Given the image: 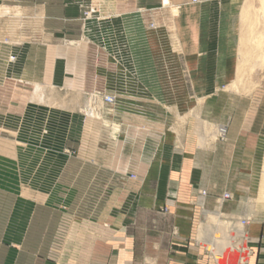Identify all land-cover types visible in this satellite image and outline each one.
Returning <instances> with one entry per match:
<instances>
[{
  "label": "crops",
  "instance_id": "0c3cea01",
  "mask_svg": "<svg viewBox=\"0 0 264 264\" xmlns=\"http://www.w3.org/2000/svg\"><path fill=\"white\" fill-rule=\"evenodd\" d=\"M162 1L0 0V264H264L263 100L221 91L236 0Z\"/></svg>",
  "mask_w": 264,
  "mask_h": 264
},
{
  "label": "rangeland",
  "instance_id": "374dc122",
  "mask_svg": "<svg viewBox=\"0 0 264 264\" xmlns=\"http://www.w3.org/2000/svg\"><path fill=\"white\" fill-rule=\"evenodd\" d=\"M259 2L260 1H258V0H236L235 6L232 7V12L235 14V18L234 19H235V24H236L235 25L236 26L235 27V35H234V38L232 39V43L234 42L233 45H235V47H234L235 49L234 50H236L235 57H236L237 67L238 68L242 65V63L239 60V57H240V59H242V57L247 58V59H249V61L252 62L253 61L252 59H255L254 57H256L257 54H258V53L256 54V53L253 52L254 48H251L252 47L250 45L251 44L250 43L251 34L248 35V33L249 32L251 33V31H249V29L247 28L248 23H246V24L244 23L245 20H243L241 18L242 17L241 15H242L243 11L244 12L246 11L247 17H249V19L251 18L254 21H257V23L259 22L258 25L255 23L256 26H257L256 27L257 30H254L255 31L254 34L258 35V34L263 33V35H264V19H263V21H261L262 19L260 17V3ZM245 5H246V7H245ZM241 20H243V21H241ZM239 22H240V24H239ZM242 25L245 26V27L243 28ZM239 26H240L241 29L239 28ZM248 36H249V38H248ZM262 40L263 41H262V46H261L260 52L264 53V36H263ZM242 48H244V50H242ZM250 50L253 52V56H252V52ZM244 52H245V54H244ZM250 56H252V58ZM254 64H256L257 66H256L255 70L252 71V72L248 71V69L250 68L251 63H249L248 65L244 66L245 69L247 67L246 70L245 69L244 70H240L241 73L239 72V75L237 76L238 79H240V82H239L238 86L231 87V89H229V90L227 89V87L226 88H221V91L222 92H226L227 95L228 94H232V95L240 97V98H245L248 95L249 96H253V95L262 96L263 103H262V106L260 108L261 112L259 113V116L261 118L257 120L256 128H253V131H259V127H260L259 123L260 122L262 123V132H263V134H262V137H263V141H262L263 142V144H262V155H263V162H262V167H261V169H262L261 176L259 177V182H258V185H257L258 186V192H259L260 186H261V177H262V172H263V166H264V64L262 66H260L259 63H258V60H256V62ZM233 89L236 90V91H234ZM45 93H47V92H45ZM56 93L54 95L57 96V97L61 96V94H62V93H58V92H56ZM236 93H238V94H236ZM215 108L216 107H214V108L211 107L210 110H209L212 113V115L210 117H211L212 121H214L213 125L215 126V129H217L218 127H225V125L224 126H220L222 124L221 123V118L223 116L222 110L221 109H215ZM215 129L213 128L212 132L210 131V139H209V141L210 140L213 141L214 139H217V140H219L221 142L224 141V139H225L224 133H223L221 138L213 136V134H214L213 132H214ZM204 132H206L205 129H204ZM87 202H88V204H87L88 206H87V210H86L87 214H82V216L80 217L81 219L84 220L83 223L86 224V226H84L85 228H82V230L71 231L72 241H70V250H69L70 252L69 253L72 255V257L76 256V255H78L80 253V249L77 246L80 243V239H81V242L84 241V239H86L87 243L89 244V242L91 240H93L95 235H96L95 232H94V228L98 227V225L103 226L104 228L107 226V223H105L106 222L105 221V216L102 215L103 219H101L100 214L97 213V210L94 207V204H95L96 200L90 199ZM57 209L59 211L61 210V212H62L61 208L56 207V210H55L56 215L54 216V219L56 220V222H58V219L60 218L59 217L60 213H58ZM98 212H99V209H98ZM245 222L247 223L248 220L245 221ZM55 233L56 232L54 230H46V231L39 230L38 232H36V235H35V236H37L36 238L32 234L30 236V238H33V239H31L30 243H32L33 246L26 247V249L23 251V254L28 256L29 258L31 256L39 257V259L45 258L46 255H47L46 252H48L47 251L48 250L47 241H49V243L52 242L54 236H56V234H57V233L56 234ZM62 241H61V243H58L59 244L58 247H54L53 250L55 252V255H57V252L61 253V250H62L63 246H60V245L62 244ZM68 242H69V239L67 238V245H68ZM88 244H87V248H86L87 250L89 249ZM75 245H76V247H75ZM81 250H84V247H83V249L81 247ZM83 253H84V251H83ZM70 264H75V263L71 261Z\"/></svg>",
  "mask_w": 264,
  "mask_h": 264
},
{
  "label": "bare ground",
  "instance_id": "6f19581e",
  "mask_svg": "<svg viewBox=\"0 0 264 264\" xmlns=\"http://www.w3.org/2000/svg\"><path fill=\"white\" fill-rule=\"evenodd\" d=\"M258 1H260L259 3H260V17H261V21H263V19H264V0H258ZM162 2H164V4L165 5H168V0H163ZM242 7V6H241ZM245 7H246V5H245ZM166 8V7H165ZM243 9V8H242ZM4 10V9H3ZM244 10V9H243ZM5 11V10H4ZM175 10H173V12H174ZM240 11V10H239ZM5 12H7V11H5ZM239 16V15H238ZM242 17V19L243 20H245L244 21V23L246 24V23H248V26H247V28L249 29V31H251V33L249 32L248 33V35L249 34H251V36H250V45L252 46L251 48H254V53H258L257 54V56L256 57H254L255 59H252L253 61L251 62V61H249V59H247V58H244V57H242V59H240V57H239V60H240V62L242 63V65L238 68H236V79H235V81L233 82V83H231L228 87H227V89L229 90V89H231V87H235V86H238L239 85V82H240V79H238V75H239V72H240V70H244L245 69V67L244 66H246V65H248L249 63H251V65H250V68L248 69V71H254L255 70V68H256V64H254L255 62H256V60H258V63H259V65L260 66H262L263 64H264V53L263 52H260V49H261V46H262V38H263V33H261V34H254L255 33V31L254 30H257L256 29V24L258 25L259 24V22L257 23V21H254L253 19H249V17H247V14H246V11L244 12H242V15H241ZM240 18V19H241ZM259 19V18H258ZM243 20H241V21H243ZM240 21V22H241ZM260 21V20H259ZM240 22H239V24H240ZM256 23V24H255ZM262 23V22H261ZM242 24V23H241ZM243 26V25H242ZM245 26H243V28H244ZM239 28H240V26H239ZM241 29V28H240ZM241 31V30H240ZM244 31V30H243ZM241 33V32H240ZM243 33V32H242ZM244 35V34H243ZM244 37V36H243ZM248 38H249V36H248ZM242 43V42H241ZM245 46V45H244ZM243 46V47H244ZM250 47V46H249ZM241 50V49H240ZM242 50H244V48H242ZM246 50V49H245ZM248 51V50H247ZM251 51V50H250ZM252 52V51H251ZM253 52H252V56H253ZM242 53V52H241ZM244 54H245V52H244ZM244 56V55H243ZM252 56H250L251 58H252ZM249 57V56H248ZM246 69H247V67H246ZM245 69V70H246ZM241 73V72H240ZM226 85V84H225ZM234 90V89H233ZM234 91H236V90H234ZM236 94H238V93H236ZM249 96V95H248ZM95 105V104H94ZM95 109V108H94ZM100 111V110H99ZM90 114H94L93 112L92 113H90ZM98 117V116H97ZM197 125V124H196ZM121 126V125H120ZM199 128V127H198ZM200 129H201V126H200ZM112 134L113 135H115L116 133H117V131H118V127H113L112 128ZM224 131H225V127H218L217 129H215L214 130V134H213V136L214 137H219V138H221L222 137V135H223V133H224ZM212 132V131H211ZM259 197H260V202H262V203H264V166H263V172H262V177H261V186H260V190H259ZM249 202H250V200H249ZM224 204V203H223ZM17 216V215H16ZM212 219H214V218H212ZM217 219V218H216ZM209 220V219H208ZM207 220V221H208ZM222 224V223H221ZM235 225H237V224H235ZM235 225H234V227H235ZM223 226V225H222ZM229 226H230V224H229ZM222 228V227H221ZM225 230H227V229H225ZM233 231V230H232ZM221 232H222V230H221ZM223 233V232H222ZM234 233V232H233ZM217 234V233H216ZM226 242V241H225ZM224 245V244H223ZM231 246V245H230ZM94 250V249H93ZM224 252V251H223ZM231 252V251H230ZM222 253V252H221ZM228 253V252H227ZM232 253V252H231ZM225 254V253H224ZM216 255V254H215ZM229 255V254H228ZM225 256V255H224ZM232 256H234V255H232ZM232 256H230V258L232 257ZM241 256V255H240ZM239 256V257H240ZM242 257V256H241ZM223 259H224V257H223ZM238 259V258H237ZM228 260V259H227ZM226 261V260H225ZM230 261V260H229ZM231 262H232V259H231ZM236 262H237V260H236ZM225 263V262H224Z\"/></svg>",
  "mask_w": 264,
  "mask_h": 264
},
{
  "label": "built area",
  "instance_id": "2783aa9c",
  "mask_svg": "<svg viewBox=\"0 0 264 264\" xmlns=\"http://www.w3.org/2000/svg\"><path fill=\"white\" fill-rule=\"evenodd\" d=\"M192 2L193 3H199V2H201V0H192ZM88 15H89V12L85 13L84 14V17H88ZM103 101L106 104H112V102H113L112 98H110V97H104ZM131 178H134V176H131ZM201 195L202 196H205V192H201ZM229 198H230V195L229 194H224L222 199L223 200H228ZM241 224L244 225V224H246V222L245 221H242Z\"/></svg>",
  "mask_w": 264,
  "mask_h": 264
}]
</instances>
